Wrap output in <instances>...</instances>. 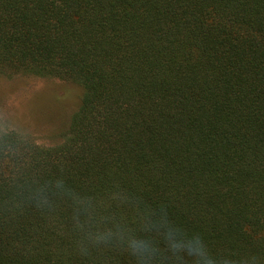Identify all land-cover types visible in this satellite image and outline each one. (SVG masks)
<instances>
[{"label":"trees","instance_id":"trees-1","mask_svg":"<svg viewBox=\"0 0 264 264\" xmlns=\"http://www.w3.org/2000/svg\"><path fill=\"white\" fill-rule=\"evenodd\" d=\"M0 73L80 87L0 132V264H264V0H0Z\"/></svg>","mask_w":264,"mask_h":264},{"label":"rangeland","instance_id":"rangeland-1","mask_svg":"<svg viewBox=\"0 0 264 264\" xmlns=\"http://www.w3.org/2000/svg\"><path fill=\"white\" fill-rule=\"evenodd\" d=\"M79 94V86L59 78L0 73V132L15 130L41 145L58 142Z\"/></svg>","mask_w":264,"mask_h":264}]
</instances>
